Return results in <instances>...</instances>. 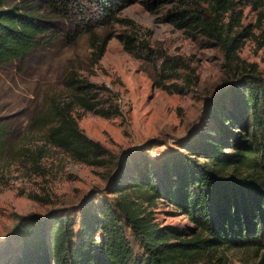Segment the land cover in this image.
Masks as SVG:
<instances>
[{"label": "trees", "instance_id": "1", "mask_svg": "<svg viewBox=\"0 0 264 264\" xmlns=\"http://www.w3.org/2000/svg\"><path fill=\"white\" fill-rule=\"evenodd\" d=\"M8 1L0 0V65L25 59L30 51L43 47V37L50 31L34 9ZM133 1L94 0L97 14L93 16L84 11L81 0H45V6L54 17L72 22L73 29L62 34L66 42L89 34L94 49L90 61L95 66L108 42L96 28L117 19V13ZM238 2H185L166 19L193 37L200 32L215 39L229 53L237 46L238 35L231 36L229 26L239 21ZM75 6L79 10L73 12ZM124 47L147 63L160 58L154 84L167 92L178 89L165 82L189 68L181 57L153 48L147 40L135 44L129 35ZM61 86L69 99L46 96L32 118L35 128L74 160L107 166L111 155L79 128L73 111L79 107L106 119L120 116L110 89L71 65ZM198 128L193 136L178 138L179 149H169L156 169L145 157L141 163L134 160L125 174L126 162H117L105 188L114 195L111 199L95 202L88 195L78 206L56 209L44 217L18 216L0 251V264H227L221 261L225 249L264 250V79L254 73L232 78L225 90L209 98ZM10 133L11 127L0 119V154L10 145ZM135 192L147 202L170 199L193 227L157 225L131 197ZM127 230L142 253L134 250Z\"/></svg>", "mask_w": 264, "mask_h": 264}, {"label": "rangeland", "instance_id": "2", "mask_svg": "<svg viewBox=\"0 0 264 264\" xmlns=\"http://www.w3.org/2000/svg\"><path fill=\"white\" fill-rule=\"evenodd\" d=\"M192 1L200 0H134L126 5L117 19L96 28L108 42L95 66L90 61L94 49L89 34L82 33L74 43L66 42L62 34L72 30L73 24L51 15L45 0L8 1L34 9L50 31L43 37V47L30 51L25 59L0 65V119L11 127L12 136L9 147L0 154V251L18 216L44 217L56 209L76 207L88 195L95 202L113 198L105 188L117 171V162H126L125 174L130 173L134 160L145 157L156 169L169 149H179L178 138L196 133L209 98L225 90L232 78L254 73L264 79V0H239L235 14L239 21L233 20L229 26L231 36L238 35L237 46L229 53L215 39L200 32L193 37L167 21L169 12ZM81 2L90 16L97 14L94 0ZM76 10L79 7L73 8ZM125 35L134 38L135 44L147 40L151 47L188 64V69L179 70L177 79L165 82L178 89L167 92L154 84L160 58L154 63L135 58L125 50ZM68 65L110 89L121 109L120 116L109 119L79 107L73 111L79 128L111 155L107 166L74 160L51 146L44 131L33 124L46 96L69 99V92L61 86ZM140 194L131 197L157 225L179 230L193 227L170 199L147 202ZM127 234L134 250L142 253L129 230ZM263 254L264 250L228 248L221 261L264 264Z\"/></svg>", "mask_w": 264, "mask_h": 264}]
</instances>
